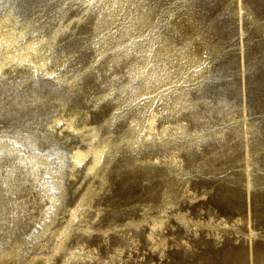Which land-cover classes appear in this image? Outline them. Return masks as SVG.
Listing matches in <instances>:
<instances>
[{
    "label": "rangeland",
    "instance_id": "1",
    "mask_svg": "<svg viewBox=\"0 0 264 264\" xmlns=\"http://www.w3.org/2000/svg\"><path fill=\"white\" fill-rule=\"evenodd\" d=\"M5 38L0 264H264V0H0Z\"/></svg>",
    "mask_w": 264,
    "mask_h": 264
},
{
    "label": "bare ground",
    "instance_id": "2",
    "mask_svg": "<svg viewBox=\"0 0 264 264\" xmlns=\"http://www.w3.org/2000/svg\"><path fill=\"white\" fill-rule=\"evenodd\" d=\"M9 38V37H8ZM8 39L5 38L3 40H0V45H7L8 47ZM83 153V152H82ZM81 154V153H80ZM81 158H80V155L78 156V162H81ZM75 215V214H74ZM64 247V242H62V244L59 246V250L61 251V249ZM49 260V262L52 260V258H47ZM45 262H47V260L45 259Z\"/></svg>",
    "mask_w": 264,
    "mask_h": 264
}]
</instances>
